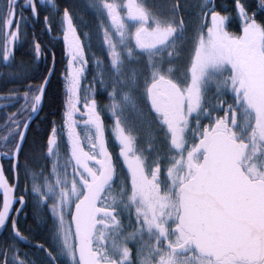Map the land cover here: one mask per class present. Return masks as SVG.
<instances>
[{
	"label": "snow or ice",
	"instance_id": "snow-or-ice-1",
	"mask_svg": "<svg viewBox=\"0 0 264 264\" xmlns=\"http://www.w3.org/2000/svg\"><path fill=\"white\" fill-rule=\"evenodd\" d=\"M0 67V264H264V0H0Z\"/></svg>",
	"mask_w": 264,
	"mask_h": 264
},
{
	"label": "trees",
	"instance_id": "trees-1",
	"mask_svg": "<svg viewBox=\"0 0 264 264\" xmlns=\"http://www.w3.org/2000/svg\"><path fill=\"white\" fill-rule=\"evenodd\" d=\"M61 3L65 2H71V0H60ZM218 3L224 2V0H217ZM227 2L230 4L231 0H227ZM43 8V7H42ZM26 15H29V13H25ZM89 21L91 22V17H87ZM37 25H39V28H43V22L42 20L40 22H37ZM37 37L42 43V46L46 49V56L41 59L40 63V71L44 72L45 69L51 68L53 65V58L52 53H55V69H54V75L51 79V85L48 88L47 91V98L45 101V104L43 105V110L39 114V119H35V123L33 125V135H35V132L39 130L41 133L47 129L48 122L55 120L57 124L60 123V115L62 113V106L65 99L64 93V83H63V72H64V46L61 40L54 39V36L59 35V33H54L53 36H49L48 34L36 33ZM30 46V45H29ZM24 56L27 58L28 56V49L21 48L17 51V58L19 59L21 56ZM3 69L0 67V73H2ZM21 87L18 83L11 81V80H5L2 75H0V97L6 96L9 92L15 90L16 88ZM98 101L101 103H106V99L103 95H99L97 97ZM7 103L5 100L0 99V104ZM2 114V113H0ZM42 121V122H41ZM5 170L8 169V164L5 163L4 165ZM0 199H2V196H0ZM28 212V223L33 225V228H35V225L32 221V209L29 205L26 209ZM3 230H0V239L3 238ZM44 239V233L41 230H36L35 238L33 239V243H35L37 240H43ZM23 244V242H21ZM25 251H30L25 249V245H23Z\"/></svg>",
	"mask_w": 264,
	"mask_h": 264
},
{
	"label": "flooded vegetation",
	"instance_id": "flooded-vegetation-1",
	"mask_svg": "<svg viewBox=\"0 0 264 264\" xmlns=\"http://www.w3.org/2000/svg\"><path fill=\"white\" fill-rule=\"evenodd\" d=\"M41 7H44V5H41ZM35 32L36 33H41V35H43V34H45L44 32H43V28H39V25H37V23H36V25H35ZM25 249L27 250H31V246H29V245H25Z\"/></svg>",
	"mask_w": 264,
	"mask_h": 264
},
{
	"label": "water",
	"instance_id": "water-1",
	"mask_svg": "<svg viewBox=\"0 0 264 264\" xmlns=\"http://www.w3.org/2000/svg\"><path fill=\"white\" fill-rule=\"evenodd\" d=\"M36 118H34V120H35ZM1 196H2V194H0Z\"/></svg>",
	"mask_w": 264,
	"mask_h": 264
}]
</instances>
